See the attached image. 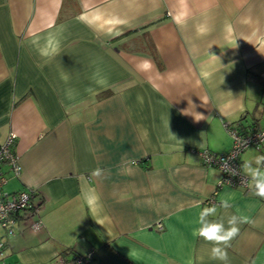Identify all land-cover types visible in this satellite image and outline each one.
I'll use <instances>...</instances> for the list:
<instances>
[{
    "label": "crops",
    "instance_id": "obj_1",
    "mask_svg": "<svg viewBox=\"0 0 264 264\" xmlns=\"http://www.w3.org/2000/svg\"><path fill=\"white\" fill-rule=\"evenodd\" d=\"M227 124L264 126V0H0V142L16 134L21 165L4 191L35 190L43 221L0 226V264H58L66 247L90 264H222L193 235L214 205L209 219L241 220L227 264H264V198L203 162L232 148ZM258 155L240 154L250 186Z\"/></svg>",
    "mask_w": 264,
    "mask_h": 264
},
{
    "label": "built area",
    "instance_id": "obj_2",
    "mask_svg": "<svg viewBox=\"0 0 264 264\" xmlns=\"http://www.w3.org/2000/svg\"><path fill=\"white\" fill-rule=\"evenodd\" d=\"M230 137L233 139V146L229 151L216 153L204 149L202 151L203 162L209 166H216L223 174L222 183L232 186L252 189L248 185L249 177L241 173L240 154L248 147H259L264 144V126H253L250 130L242 132L236 125H228ZM7 140L0 142V226L3 227L7 235H14L16 226L19 222L27 223L33 231L43 228V221L39 218L38 194L33 189L19 190L15 192H5L4 185L8 181L7 172L3 171L4 166L8 165L16 176L21 173L18 154L14 149L16 134L9 133ZM235 172V175H233ZM221 183V184H222ZM209 202H214L211 198ZM157 228L162 230V223L157 224ZM5 241L0 239V258L3 257ZM92 252L79 255L74 264H89L92 260ZM63 262V259H61ZM60 263V262H59ZM4 264H10L4 262Z\"/></svg>",
    "mask_w": 264,
    "mask_h": 264
},
{
    "label": "clouds",
    "instance_id": "obj_3",
    "mask_svg": "<svg viewBox=\"0 0 264 264\" xmlns=\"http://www.w3.org/2000/svg\"><path fill=\"white\" fill-rule=\"evenodd\" d=\"M232 30L231 24L225 25L226 32L231 33ZM201 32H203V29H201ZM141 67L151 68L152 65L150 61L145 60ZM203 74L205 76L208 75L207 72H204ZM182 114L191 115L197 122L204 119L203 115L196 113L195 111L189 112L188 109L182 110ZM253 164L255 165V169L251 172L253 194L257 197L264 198V155L256 156L254 161L248 162L245 167L251 169ZM90 175L92 177L102 178L103 170L96 168L90 173ZM233 175H235V172H233ZM82 196L88 210L94 214H99L102 204L100 196L95 189L88 188L84 190ZM221 206L225 209L231 207L227 200L222 201ZM216 213L217 207L215 205L202 208L196 221L198 227L194 229L193 235L212 244L210 255L213 260H218L221 261L222 264H227V249L230 247L231 241L236 238L240 232L238 225L241 220L236 215L230 216L227 219L226 224L223 220L209 219V217H214Z\"/></svg>",
    "mask_w": 264,
    "mask_h": 264
},
{
    "label": "trees",
    "instance_id": "obj_4",
    "mask_svg": "<svg viewBox=\"0 0 264 264\" xmlns=\"http://www.w3.org/2000/svg\"><path fill=\"white\" fill-rule=\"evenodd\" d=\"M234 124V123H233ZM231 125V124H229ZM236 127L238 128H242V126L239 124L238 126L236 125ZM5 243V242H4ZM5 248H6V243H5ZM82 255V253L76 252L75 249H73L72 247H66L65 249H63L61 252H59L58 256H65L68 259L67 260H73L75 259L77 256ZM69 256V257H68ZM91 263V262H90ZM60 264V263H58Z\"/></svg>",
    "mask_w": 264,
    "mask_h": 264
},
{
    "label": "rangeland",
    "instance_id": "obj_5",
    "mask_svg": "<svg viewBox=\"0 0 264 264\" xmlns=\"http://www.w3.org/2000/svg\"><path fill=\"white\" fill-rule=\"evenodd\" d=\"M82 255H84V254H82ZM92 256H94V254H93V252H92ZM69 257V256H68ZM78 257V256H77ZM76 257V258H77ZM58 261H57V263H59L60 262V264H74V260L76 259H73V260H67L68 258L67 257H65V256H58ZM61 259H63V262H61ZM92 259H93V257H92ZM92 261V260H91ZM90 264V263H89Z\"/></svg>",
    "mask_w": 264,
    "mask_h": 264
}]
</instances>
